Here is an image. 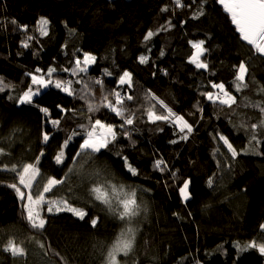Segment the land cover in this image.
<instances>
[{
    "label": "trees",
    "instance_id": "1",
    "mask_svg": "<svg viewBox=\"0 0 264 264\" xmlns=\"http://www.w3.org/2000/svg\"><path fill=\"white\" fill-rule=\"evenodd\" d=\"M181 2L183 7L174 0H0V78L13 86L10 93L7 89L0 92V148L8 153L0 157V168L35 162L39 157L42 175L35 183L47 177L63 178L73 167L72 157L82 137H75L64 149L63 164H57L55 157L66 135L73 129L80 131L78 125L86 124L92 115L87 113L85 100L93 104L101 100L96 79L104 82L106 94L115 90L122 97L133 96L125 105L128 114L135 113L133 125L124 128H120L121 118L106 108L93 114V120L115 125L118 133L127 132L130 139L118 135L109 149L91 158H78L76 174L58 190L45 194L72 196L71 203L87 213L84 219L70 212L49 214L44 210L47 223L43 232L30 229L22 216L26 200L21 201L7 186L18 184L15 174L0 171V264H63L61 257L67 264H102L124 227V222L89 196L93 184L106 182L134 190L140 206V214L134 218V251L121 259L127 264H264L257 249L240 251L236 247L264 242L260 228L264 224V132L258 134L260 154H245L242 149L248 148L249 135L239 128L242 123H257L261 117L258 109L243 106V98L264 100L258 91L264 86V58L249 51L251 46L239 38L217 0ZM201 10L203 15H198ZM41 18L49 22L47 35L39 31ZM150 31L154 35L145 40ZM201 40L207 49L201 60L208 63V70L189 63L194 52L190 42ZM85 53L96 57L87 73L72 76L62 71L75 67L76 59L84 66ZM141 56L148 58L146 63H140ZM242 62L247 67L248 87L237 93L232 82ZM49 67L57 69L54 80L74 82L76 95L51 86L33 105H18L9 99L26 89L30 83L26 74L38 75L37 68L45 74ZM105 69L111 76L104 75ZM124 71L132 74L131 88L119 85ZM211 83H224L237 96V104L232 108L213 106L201 95L217 91L211 89ZM79 94L85 99H78ZM149 94L183 116L193 131L180 133L171 122L149 121L147 109L152 105L158 114H166ZM41 107L48 109L47 115ZM61 108L75 110L76 115L61 112ZM54 119L61 120L58 129L51 123ZM45 133L49 134L47 143ZM217 133L228 137L240 153L235 159ZM185 134L187 139H181ZM123 157L138 175L128 172ZM158 159L167 165L164 171L154 167ZM185 181L189 182L188 200L179 191ZM18 186L27 195L29 190ZM93 218L97 219L95 227ZM9 239L23 244L25 257L14 259L2 250Z\"/></svg>",
    "mask_w": 264,
    "mask_h": 264
},
{
    "label": "snow or ice",
    "instance_id": "2",
    "mask_svg": "<svg viewBox=\"0 0 264 264\" xmlns=\"http://www.w3.org/2000/svg\"><path fill=\"white\" fill-rule=\"evenodd\" d=\"M174 2L178 7L184 6L181 0H174ZM217 2L222 5L224 12L229 15L231 23L235 26V30L240 34L239 38L251 46L249 51L264 58V0H217ZM198 15H203L202 10ZM12 23L15 24L16 22L13 20ZM38 23L40 33L42 35H47L46 26L49 23L48 20L41 18ZM24 27L26 30V26ZM153 35V32H148L145 36V40H148ZM28 39L30 40L32 37H28ZM190 43L194 52L190 54L189 63L194 64L197 69L208 70V63L201 60V57L207 51V49L204 48V41L201 40L195 43ZM24 47H28L26 42L24 43ZM161 55H163V52H161ZM139 59L140 63H146L148 58L146 56H141ZM95 61V56L85 53L83 57L84 66H81L82 62L80 59H76L75 67L71 70L64 68L62 71L70 72L72 76L81 72L87 73V66L95 63ZM56 71V68L49 67L47 72L42 75L27 74L30 75V83L27 85L26 89L16 97L10 95L9 99H15L18 105H33L34 98L40 96L42 91L49 88V86L55 87L60 91L67 93L69 96L76 95L77 90L72 87L74 82L71 79H53V74L56 73ZM41 72L42 70L40 68L36 69V73ZM246 73L247 67L245 63L242 62L239 64L235 73V80L232 82L235 92H242L248 87ZM104 75L111 76V73L105 69ZM76 83H79V81H76ZM94 83L100 86L101 100L97 104L85 100L87 103V113L95 114L96 112H99L101 108H106L108 111L114 112L116 116L121 118L123 123L120 125V128H124V125H133L132 116H134L135 113L128 114L130 110L126 107L125 101H131L134 97L131 95L122 97L121 92L115 90L106 94L104 90V82L102 80L96 79ZM119 85H127L131 88L133 86L132 74L128 71H124L122 75L119 76ZM12 87V85L5 83L3 78H0V92H4L6 89ZM211 89L217 91L208 90L202 92L201 95L210 101L213 106L232 108L233 105L237 104V96L229 91L224 83H211ZM258 91L259 94L264 95V86L260 87ZM109 96L114 97V99L110 100ZM149 96L152 100H156L160 107L165 109L166 112V114H158L157 111H155V105H152L147 109L149 121L153 123L156 121L171 122L175 127L179 128L180 133H185V130L187 133L193 131L192 125L189 124L183 116L174 113L171 108L164 104L163 101H159L155 96H152L151 94H149ZM77 98L85 99L84 96H77ZM243 106L258 109L261 113V117L257 123H252L250 126H245L243 123L239 125V128L244 129L245 134L249 135L248 148L242 149V151L245 154L249 151L253 154H260L257 151L258 146L261 143L258 134L264 132V100L251 101L247 97H244ZM40 111L46 115L48 114L47 108L41 107ZM60 111H73V115H76L75 110L61 108ZM197 111L202 112L203 109L197 107ZM51 123L54 128L58 129L61 120L54 119L51 120ZM233 126L236 127V125ZM78 129H80V131L73 129L68 135H66L63 145L55 157L57 164H63L66 159L64 149L68 147L75 137H82V142L79 143V150L72 157L73 167L68 168L63 178L57 179L55 177H47L40 183H35L37 177L42 175L39 168V157H36L35 162L22 163L19 166L16 164L11 166L4 165L0 168V171H9L15 174L18 184L10 183L7 186L14 189L21 201L26 200L22 205L24 209L22 216L23 219L26 220L29 228L36 232L42 233L47 223L45 216L42 215L44 210L49 214L70 212L74 216L84 219L87 213L82 208L76 207L71 203L72 196H60L54 198L46 196L45 194L58 190V186L65 185L70 180L71 175L76 174L78 158L94 157L96 154L100 153L101 150L109 149V145L117 140L118 135H129L127 132L118 133L116 131V126L113 124L105 123L100 119L93 120L92 115L88 116L86 124H79ZM217 137L218 140L222 142V146L227 148V151L231 154L233 159L240 154L229 141L228 137L219 133H217ZM217 137H214V139ZM180 138L187 139V135H182ZM48 140L49 134L45 133L43 135V141L47 143ZM172 143H176V141H172ZM216 151L219 152L220 149L217 148ZM7 154L8 153L5 152L3 148H0V157ZM43 154V152L40 153L41 156ZM123 160L128 172L133 176L138 175L137 170L128 163L127 157H123ZM80 167H82V165H80ZM154 167L160 171H164L167 168V165L162 159H158L154 162ZM97 175H99V173H97ZM212 183L213 182L210 179L208 181L209 187L212 186ZM18 185H22L23 188L29 190L27 195ZM188 187L189 182L185 181L183 186L179 189L180 195L184 200L190 198ZM34 188L35 191L33 192ZM68 191L71 193L73 190L69 187ZM89 196L93 202H99L104 205L109 213L124 222V227L109 246L102 264H127V261H122L120 257H129L135 247L137 228L134 225V218L140 214V206L137 202L135 191H125L123 185L117 186L111 182H106L105 184L96 183L89 188ZM91 224L95 227L97 219H91ZM260 228L264 230V224L260 225ZM37 243L41 249L45 248L44 243L39 241H37ZM236 247L240 248V251L255 248L262 256H264V242L257 243L256 241H252L243 247H240L239 244H237ZM2 250L10 253L14 259L17 257H25L27 254V250L23 247V244H17L14 239H9L3 246ZM56 255H59V253H56ZM61 260L63 261V264H67V261L64 260L63 257H61Z\"/></svg>",
    "mask_w": 264,
    "mask_h": 264
},
{
    "label": "rangeland",
    "instance_id": "3",
    "mask_svg": "<svg viewBox=\"0 0 264 264\" xmlns=\"http://www.w3.org/2000/svg\"><path fill=\"white\" fill-rule=\"evenodd\" d=\"M44 19H46V18H44ZM92 56H94V55H92ZM82 59H83V58H82ZM92 64H93V63H92ZM92 64H89L87 67L91 66ZM28 74H31V73H28ZM38 75H42V74L39 73ZM25 77H26V78L29 80V82H30V75H27V74H26ZM53 79H54V78H53ZM50 87H51V86H49V88H50ZM49 88H47V89H49ZM47 89H44V90H47ZM44 90H43V91H44ZM11 91H12V90L7 89V93H10ZM43 91H42V92H43ZM79 95L82 96L81 94H79ZM38 97H40V96H38ZM38 97H35L34 100H35L36 98H38ZM83 100H84V99H83ZM87 101H88V100H87ZM88 102H89V101H88ZM91 103H92V102H91ZM92 115H93V114H92ZM66 116H67V115L64 116V119H65ZM122 258H123V257H120V259H122Z\"/></svg>",
    "mask_w": 264,
    "mask_h": 264
}]
</instances>
